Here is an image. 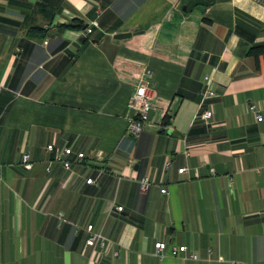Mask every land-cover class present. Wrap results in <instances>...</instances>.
<instances>
[{
	"label": "crops",
	"instance_id": "1",
	"mask_svg": "<svg viewBox=\"0 0 264 264\" xmlns=\"http://www.w3.org/2000/svg\"><path fill=\"white\" fill-rule=\"evenodd\" d=\"M0 85V264H264V0H0Z\"/></svg>",
	"mask_w": 264,
	"mask_h": 264
},
{
	"label": "built area",
	"instance_id": "2",
	"mask_svg": "<svg viewBox=\"0 0 264 264\" xmlns=\"http://www.w3.org/2000/svg\"><path fill=\"white\" fill-rule=\"evenodd\" d=\"M98 26V21L94 20L87 25L84 29V33L86 35L90 34L93 31V27ZM153 70L150 67L144 69L141 77L139 78L138 83L134 87L130 106L133 110V116L130 118L127 124V134L137 137L139 136L144 128L145 124L150 120V114L153 110V87H152V77ZM1 86V85H0ZM202 98L200 101L201 109L204 107L205 100L211 98L215 95V90L213 86V77L206 76L204 81V86L202 90ZM250 108L257 112L256 105L252 104ZM214 111L212 108L202 109L201 113H199V118L203 119L206 123H211L213 118ZM257 119L261 121L263 119L262 115L258 113ZM52 149V145L48 146V150ZM73 153V148L71 146H67L61 152L58 157V161L66 168L70 169L72 166V161L68 158ZM188 154V152H187ZM85 157L84 152L77 153V159L82 160ZM22 164L26 167H31L30 154L24 152L22 154ZM187 168H180L179 172H183ZM103 170V169H102ZM94 178H88L87 182H94ZM154 178L150 176H145L140 180V190L145 192L147 189L153 185ZM161 191L165 193L167 191L166 188H162ZM117 209L121 211L123 206H118ZM87 230L90 232V236L87 240V244L90 246L100 245L102 248H106L108 243L106 238L100 231H96L93 224L87 225ZM168 247L167 242L165 241H157L155 242V252L154 254L160 257L161 259L167 256L166 249ZM211 252V250H210ZM187 253V257L198 259V254L194 251H188V247L186 245H173L170 248V255L172 256H180L182 254ZM117 254V253H116ZM240 264V263H236Z\"/></svg>",
	"mask_w": 264,
	"mask_h": 264
},
{
	"label": "trees",
	"instance_id": "3",
	"mask_svg": "<svg viewBox=\"0 0 264 264\" xmlns=\"http://www.w3.org/2000/svg\"><path fill=\"white\" fill-rule=\"evenodd\" d=\"M68 26H70V27H73V28H83V27H85V24H83L82 22H80V23H77V24H69ZM251 53H254V54H257L258 53V48H256V47H253L252 49H251V51H250ZM125 62V64H131V65H134L131 61H129V60H125L124 61ZM123 63V62H122ZM140 72H141V69L139 70ZM138 71V72H139ZM139 72V73H140ZM141 74V73H140ZM139 74V75H140ZM139 75L138 76H135L136 78V81H138L139 80Z\"/></svg>",
	"mask_w": 264,
	"mask_h": 264
},
{
	"label": "water",
	"instance_id": "4",
	"mask_svg": "<svg viewBox=\"0 0 264 264\" xmlns=\"http://www.w3.org/2000/svg\"><path fill=\"white\" fill-rule=\"evenodd\" d=\"M130 36H132V32H121V33L115 34L116 38H126Z\"/></svg>",
	"mask_w": 264,
	"mask_h": 264
}]
</instances>
